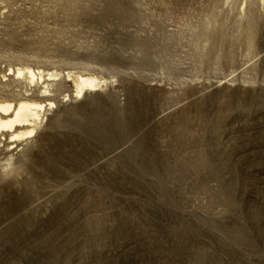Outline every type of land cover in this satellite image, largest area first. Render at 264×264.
I'll return each mask as SVG.
<instances>
[{
	"label": "rangeland",
	"instance_id": "1",
	"mask_svg": "<svg viewBox=\"0 0 264 264\" xmlns=\"http://www.w3.org/2000/svg\"><path fill=\"white\" fill-rule=\"evenodd\" d=\"M26 66L61 89L0 132V264H264V0H0Z\"/></svg>",
	"mask_w": 264,
	"mask_h": 264
},
{
	"label": "bare ground",
	"instance_id": "2",
	"mask_svg": "<svg viewBox=\"0 0 264 264\" xmlns=\"http://www.w3.org/2000/svg\"><path fill=\"white\" fill-rule=\"evenodd\" d=\"M8 71V75L3 74L0 78V132L2 137L6 133L7 141L14 145L35 137L46 110L56 106L52 96L60 91L61 86L55 85L59 75L50 70L26 66L10 67ZM64 79L71 81L74 86L73 98L95 93L100 89L102 80L90 71H70ZM40 85L42 88H38ZM31 86L38 90L28 95ZM18 88L20 90L16 91ZM90 89L95 91L90 92Z\"/></svg>",
	"mask_w": 264,
	"mask_h": 264
}]
</instances>
